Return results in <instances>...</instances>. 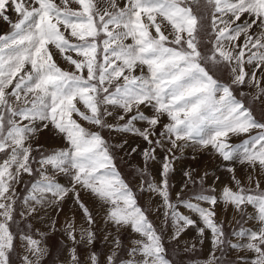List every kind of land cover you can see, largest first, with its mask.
<instances>
[{"label":"snow or ice","instance_id":"obj_1","mask_svg":"<svg viewBox=\"0 0 264 264\" xmlns=\"http://www.w3.org/2000/svg\"><path fill=\"white\" fill-rule=\"evenodd\" d=\"M207 4L213 8L212 38L210 48L201 51L198 40L201 18L185 6V0H126L123 6L117 0H108L103 8L96 0H60L59 4L55 0H0V19L11 27L9 34H0V151L10 147V140L13 144H24L22 174H33L29 162L39 165L35 171L41 174L32 182L25 201L33 198L30 193L41 185L43 178L51 177L47 187L53 192L63 191L69 186L59 183L56 176L68 175L71 171L73 189L79 182L105 202H111L114 209L111 215L116 220L131 219L129 226L134 232H147L149 241H159V234L153 235L154 226L115 165L112 145L100 131L85 127L81 121L99 129L140 136L147 144L142 152L145 162L157 159L156 149H163L166 139L173 148L164 156L160 184L150 181L149 190L160 189L157 194L163 205H171L170 215L178 207L198 213L204 225L198 234L207 231L212 236L211 243L216 245L213 221L218 201L215 195L210 197L202 192L181 200L192 175L186 171V182L177 192V203L172 204L167 177L177 158L173 150L182 152L188 143H198L202 149L211 148L226 164L237 154H245L250 142L253 151L259 149L257 154L264 156V124L255 121L250 111L235 100L230 85L219 82L204 66L226 65L233 84L243 86L245 81L255 82V73L264 66V28L256 36L240 30L247 27L250 32L257 24L264 23V0H207ZM9 11L17 14L15 22ZM245 15L254 17L251 27L246 20L243 24L237 23ZM241 36L242 46L237 43ZM129 40L131 43H127ZM252 64L257 68L249 80L246 65ZM260 94H264V89L258 90ZM142 107L151 108L153 115H146ZM117 109L121 113L117 122L108 123L106 118L112 117ZM165 115L169 123L164 124L154 141L156 127ZM136 121L146 122L148 127L140 129ZM252 127L261 131L240 144L229 142L231 137L247 134ZM42 131L60 137L64 147L42 152L37 160L27 141ZM115 147L122 149L123 145ZM138 148L132 147L131 153L135 154ZM13 157L14 153L0 163V172ZM225 170L240 185L234 167L229 164ZM206 175L200 178L201 183ZM2 183L3 176H0ZM257 189L264 191L258 181ZM229 191L225 186L222 194ZM67 194L64 192L55 203H62ZM73 199L86 221L94 224L79 191H74ZM193 200L207 203L209 208L198 207ZM251 206L264 220V203ZM178 215L188 227L195 226L190 217ZM73 228V223H67L64 232L75 245L78 241L76 233L71 231ZM40 235L44 237L46 233ZM93 235L89 232L90 243ZM9 239H12L10 234ZM38 251L44 258L49 250L45 247ZM135 253L136 248H131L129 257L121 264H131ZM165 257L166 251L160 257L162 264H171ZM210 257L215 258V253ZM86 259L89 264H99L96 253H89ZM69 260L79 264L75 247L69 250ZM105 261L115 264V254L110 253Z\"/></svg>","mask_w":264,"mask_h":264},{"label":"rangeland","instance_id":"obj_2","mask_svg":"<svg viewBox=\"0 0 264 264\" xmlns=\"http://www.w3.org/2000/svg\"><path fill=\"white\" fill-rule=\"evenodd\" d=\"M55 2L59 4L60 0H55ZM96 2L98 3L100 7H104V6H107L108 0H96ZM117 2L121 6H123L126 0H117ZM185 6L191 8L193 14L196 15L198 18H201V29H200V32L198 33L199 35L198 40L200 42L201 51H206L208 48H210L209 41L212 38L211 33H210V22H211V15H212L213 8L211 5L207 4V0H185ZM73 7H77V6L73 5ZM11 13H13V11H9L8 15H10ZM16 20H17V16L15 17L13 22H15ZM245 20L247 22L248 27H251L254 17L253 19H250L247 15H245L237 23L243 24ZM0 21H2V23H0V34H9L11 31L10 24L4 22L2 19H0ZM256 26H259L261 30V28H264V23L260 25L258 24ZM256 29L258 30V27L257 28L253 27L250 30V32H248V28L246 27V28H242L240 31L241 33H244L249 36H256L258 33H260V31L259 30L257 31ZM127 42L129 43V41ZM237 43L242 46L244 44V39L242 40L238 39ZM254 43L255 41H253V44ZM249 47L251 48L252 46L250 45ZM204 66L206 67V70L210 74H212L214 78H216L219 82L224 83L226 85H230L232 95L235 97V100L241 102L244 108L250 111L251 117H254L255 121H257L260 124H264V104H263L264 99L263 101H261L262 97L264 98V94H260L258 96V90L264 89V66H261L259 70L255 73V82L249 83L248 81H245L243 86L232 83V77L230 74V70L226 65L213 66L211 64H206ZM256 68H257L256 64L246 65V71L248 72L249 80L253 79V70H255ZM80 107L82 108L83 106L80 105ZM254 110L258 112L260 117L254 113ZM141 111H143L148 116L153 115V110H151V108L142 107ZM120 114H121L120 110L117 109L115 114L112 117L106 118L107 122L111 124H115L117 122V117ZM75 118L79 119V117H75ZM124 122H126V120L120 123H124ZM81 123H83L85 127H89L91 130L100 131L105 141L109 143L110 145H112L111 151L115 157V165L119 173L121 174V177L127 183L129 191L134 194V198L138 206L142 208V210L145 211L146 215L148 214V209L146 206L147 201L144 198L149 199V201H152V199H156L159 201V204H156V205H152L151 203L147 202L148 204H150V207H152L153 209L152 211V209L150 208V211H151L150 213L152 214V212L154 213V211H156L159 217V222L162 223L158 229L154 228V233H153V235L159 234V241H149L148 233L145 232V235H147L146 243H148L150 247L153 244L152 248L154 249L153 250L152 248L149 249L151 251V255L154 256L155 259L159 261V263H162L160 257L165 255L164 250L166 251V249L162 250L160 248V244L162 243L163 248H165L166 240H164L163 236L166 234L165 223H166V218L169 214V207H171V205H163L161 196L157 194V192H159L160 189L157 188L155 191L149 190L148 184H145V182L148 180L152 181L153 179L154 181L152 182H154L156 185L160 184L161 168H162L163 159H164L165 154L167 153V150L170 148H173V145L167 142V140L165 139L164 148L156 149L155 154H156L157 159L145 162L142 158V152L147 147V144L142 140L140 136L134 135L132 133H121L115 130L110 131L108 129H99L83 121H81ZM167 123H169L168 117L166 115L162 116L161 123L156 127V130H155L156 136H153L154 141L156 137L159 136L160 132L163 131L164 124H167ZM135 124H136V127L140 129H144L148 127L146 122H143V121H136ZM260 131L261 130L258 127H252L249 129L247 134L231 137L229 142L234 145L240 144L244 139L251 137V136H256ZM27 143L32 146L33 156L37 160L39 159L42 152L50 153L53 150H57V149L64 147L63 140L50 131H42L41 133L38 134V136H34V135L31 136L30 139L27 141ZM178 143H184V142L178 141ZM118 144H122L123 148L120 149V148L115 147V145H118ZM9 145L10 147L7 150L0 151V154L2 156L12 153L11 151L15 149L18 151L17 154L22 153V155L18 157L24 158L25 156V152H24L25 145L24 144H13V142L10 140ZM135 146H139L138 151L135 154H132L131 148ZM258 151L259 149H256V151H253V146H252V143L250 142L248 151L245 154L243 155L237 154V156L234 157V159L231 162H228L226 164V162H223L221 158L220 159L216 158L217 156L214 153H210L209 148L202 149L198 143H188L183 148L182 152L180 150H173L177 158L173 161V172L171 171L168 174L167 180H168V185H169L170 201L172 202V204H176L177 203V192L181 191L182 186L186 182V177H185L186 171L193 170V172L191 173H196L197 171H200V167H201L200 165L201 163H204V161L205 162L209 161V164L213 163L215 165H216V161L219 164L222 162L224 166H219L220 167L219 169H222L221 171L225 172L224 174L225 180L226 182L229 181L230 183L229 185L231 186L229 188L230 190L229 193L226 195L224 194L225 200L231 201L232 203L236 204L238 209L237 211L235 210V213L239 212L240 216L242 215L241 219H239L235 225L236 226L239 225V228L244 231L243 234L241 235L250 233L248 229H251L252 233L258 236V245L260 247L262 246L261 253L263 256L264 236L262 235H264V220L261 219L257 211L254 210V208L251 206L253 204L259 206L262 203H264V191H260L257 189V181L259 182V188L264 189V156L258 155L257 154ZM229 164L232 167H234L235 176L240 181V185H237L236 183H234L231 179V174L225 170ZM30 166L33 169V174L32 175L28 174L29 177L25 178L24 180L25 189L22 191L21 194L17 193V196L14 198V204L12 207L14 210L17 209V211H18V205L19 206L21 205L20 204L21 200H24V196L26 195V191L29 188L30 183L32 185V182L37 180L38 176L41 175L39 172L35 171L39 167V165H37L36 163H30ZM9 167L12 168V166H9ZM198 176H200V174H198ZM71 177H72V173L71 171H69L68 175H62V176L57 175L56 180L62 185L69 186L63 190V191L69 190V193L71 191V197L67 196L66 199L67 200L69 199V202L73 203L74 206L76 205L77 207H79V205L73 199V194H74V191H78V186H80L81 184L79 182H76L75 189H73L71 187V185L73 184V179ZM49 179H51V177L43 178V182L37 188L38 193H39V198L42 200H45L46 198L48 199L50 198V196L59 195L63 192V191L53 192L52 189H49L47 187V181ZM193 181H195V184H192V185L189 184L190 186H188V188L181 195L180 197L181 200L187 199L188 197L191 196L192 193L193 195H195L196 193H202V192L205 194L213 193L212 188L208 187V185L204 184V182L201 183L199 177L194 176ZM188 183H190V180ZM215 185L217 187L218 185L219 187H221L222 184L221 182L220 183L218 182V183H215ZM79 193L81 194V192ZM144 193H145V196H144ZM147 194H149L151 197H148ZM93 195L97 196L96 198L91 197L92 200H96L95 205L97 207V210L101 211L102 213L105 212V216L112 217L111 213L114 211L112 205L111 204L105 205V202L102 199L101 200L99 199L100 198L99 195L97 194H93ZM89 202L90 204H92L90 198H89ZM103 205H105V207H103ZM156 208H158V210ZM224 208H227V207H224ZM180 210L181 211L183 210L182 207H178L175 210V214L177 212L179 213ZM229 210L230 209H228V211ZM231 210H233V208H231ZM27 219L28 218L26 217L24 218L23 227L29 228L31 227V225ZM147 219L150 221L148 217ZM99 220H101V222L99 223L97 222V224L95 225V228H93L98 233V241L96 242V246L98 245L97 249L105 248L102 245L104 243L100 242L99 240L103 239L102 241H104L106 238H108L107 246L108 244L111 245V246H108L107 248L109 247L114 248L117 245L118 246L120 245L119 247L121 248L122 243H125V242H126L125 243L126 246L133 245V241L135 240L131 239L130 233L132 232V234H136V232L133 231V228L131 226H127L126 228L125 227L119 228L118 226L120 225L121 220H116L113 217L112 237L107 235L104 238L103 236H101V234H103L104 230L106 229L104 226L105 221L103 220V218L102 219L99 218ZM123 221H128L129 225L131 224V219L123 220ZM115 240L117 242H115ZM124 253L122 252V249H121L119 251L118 256L122 257ZM245 255L246 254H244V257ZM245 258H248V256L246 255ZM45 264H47V262H45ZM49 264H52V262H50Z\"/></svg>","mask_w":264,"mask_h":264},{"label":"crops","instance_id":"obj_3","mask_svg":"<svg viewBox=\"0 0 264 264\" xmlns=\"http://www.w3.org/2000/svg\"><path fill=\"white\" fill-rule=\"evenodd\" d=\"M10 15L9 16L13 22L17 14L13 11ZM0 23H2V21ZM165 34H168V32ZM242 39L243 37L241 36L239 40ZM129 43H131L130 40ZM52 50L54 51L55 49L53 48ZM263 99L264 98L262 97L261 101H263ZM254 113L259 116L256 110H254ZM209 150L210 153H213L211 148H209ZM11 152L12 153L5 156L0 154V163H2L14 153V157L8 162L7 166L4 167V171L0 172V176H3V183L0 184V236L3 237L0 243H2L3 246L0 247V253L4 254L3 256H0V264H3L4 257L7 258L6 264H45V262H47V264L50 262H52V264H75L74 261L69 260V250L73 247H75V253L79 255V264H89V261L86 259L89 253H96L98 255L99 264H106L105 258L110 253H114L115 264H121L122 260L129 257V250L133 247L136 248V253L131 264H162L151 255L149 249L152 248L153 244L150 247L149 244L146 243L147 235H145V233L132 234L131 232V239L135 240L137 243L135 245L126 246L125 242L122 243L121 248L119 247L120 245H117L118 247L115 246L114 248H107L108 246H111L110 244L107 246L108 238L104 241H102L103 239H100L99 241L104 243L102 245L105 248L97 249L98 245L96 246V242L98 241V233L93 228H95L97 222H101L99 218H103L106 229L101 236L104 238L107 235L112 237L113 217L105 216V212L102 213L97 210L95 205L96 200L91 199V197L96 198L97 196L93 195L95 194L93 191L91 192L90 189L84 188L82 185L78 186V191L81 192L80 198L91 212L92 219L95 221L94 224L90 225L86 221L85 215L80 207H77L76 205L74 206L73 203L69 202V199H63V202L60 204L55 203L60 196L64 195V192H67V196L71 197V191L69 193V190L42 200L39 198L37 187L30 193L31 196L34 195L31 199L32 202L30 199L27 201L21 200V205H18V211L17 209L14 210L12 207L14 204V198L17 196V193L21 194L25 189L24 180L29 176L26 173L22 174L24 170L20 165L24 163V158H19L22 153L17 154L18 151L15 149ZM216 158L220 159L218 156ZM217 163V161L216 165L213 163L209 164V161L201 163L200 171L191 173V180L190 183H188V186L192 185L194 176L201 178L205 177V174L207 173L206 178L204 179V184L208 185L210 188H213L214 186V193L207 195L210 197L215 195L218 201L215 204V218L213 221L217 241L216 245L214 246L211 243L212 236L207 231L202 235L198 234V230L204 227L201 223L200 215L182 207V211L180 210V212H177L176 214H168L166 218V234L163 236L166 241L165 248H162V250L166 249V258L171 264H264V253L262 256V246L260 247L258 245V236L253 234L251 229H248L250 233L241 235L244 231L239 228V225H235L236 222L241 219L242 215L240 216L239 212L235 213V210L237 211L238 209L236 204L231 201H226L224 194H222L225 186H227L228 189L231 186L229 185V181L226 182L225 180V172L221 171L222 169H219V166H224V164H222V162L220 164ZM9 166H12V168ZM190 171L193 172V170ZM198 174H200V176H198ZM217 177L219 178L218 180ZM150 181L151 180L146 181L145 184H149ZM152 181L154 180L152 179ZM218 182H221V187L215 185V183ZM30 186L27 189L26 194H29ZM147 195L148 197H151L149 194ZM193 196L192 193L190 197ZM89 198L92 204H90ZM99 199L101 200V198ZM144 199L152 205L159 204V201L156 199H152V201H149L147 198ZM36 200H39L40 203H36ZM147 202L146 206L149 214H147V217L150 219L154 228L158 229L162 223L159 222V217L156 211H154V213L152 212V214L150 213V208L152 209V207H150V204ZM193 202L196 201L193 200ZM196 203L198 204V207H202L205 210L209 208L207 203ZM107 204H111V202H105V205ZM105 205H103V207H105ZM231 208H233V210H231ZM156 209L158 210V208ZM228 209L230 210L228 211ZM178 214L190 217L195 221V226L188 227ZM25 217L28 218L27 220L31 225L29 228L23 227ZM207 218L209 220L212 219L210 215H207ZM53 221L55 222L54 227ZM67 223L74 224V228L71 229V231L76 233L75 239L78 243L75 245H73L72 240L66 236L64 232ZM120 225L118 226L119 228H126L129 226V223L128 221L121 220ZM185 228H187L186 231L184 230ZM89 232L94 233L91 238V243L89 242ZM40 233H46V235L41 237ZM9 234L12 239H9ZM115 242L117 241L115 240ZM45 247L49 250L48 254L46 257L41 258V253L38 251V248ZM121 249L123 253L125 252L122 257L118 256ZM153 249L154 248H152V250ZM142 252H146L147 255H141ZM212 252L215 253V258L210 257ZM244 254H246L248 258H245L246 255L244 257Z\"/></svg>","mask_w":264,"mask_h":264},{"label":"bare ground","instance_id":"obj_4","mask_svg":"<svg viewBox=\"0 0 264 264\" xmlns=\"http://www.w3.org/2000/svg\"><path fill=\"white\" fill-rule=\"evenodd\" d=\"M12 14V13H11ZM1 22V21H0ZM258 25V24H257ZM260 25V24H259ZM258 27V30L260 31V28H259V26H256V28ZM257 30V29H256ZM257 30V31H258ZM47 133V132H46ZM182 179V178H181ZM183 180V179H182ZM54 211V210H53Z\"/></svg>","mask_w":264,"mask_h":264}]
</instances>
